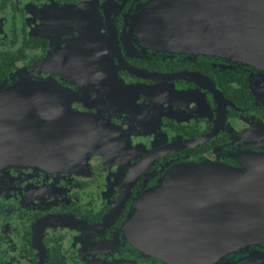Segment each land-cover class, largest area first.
I'll list each match as a JSON object with an SVG mask.
<instances>
[{
  "label": "flooded vegetation",
  "instance_id": "flooded-vegetation-1",
  "mask_svg": "<svg viewBox=\"0 0 264 264\" xmlns=\"http://www.w3.org/2000/svg\"><path fill=\"white\" fill-rule=\"evenodd\" d=\"M150 1L0 0V264H184L138 205L179 165L264 155V68L148 46Z\"/></svg>",
  "mask_w": 264,
  "mask_h": 264
},
{
  "label": "water",
  "instance_id": "water-1",
  "mask_svg": "<svg viewBox=\"0 0 264 264\" xmlns=\"http://www.w3.org/2000/svg\"><path fill=\"white\" fill-rule=\"evenodd\" d=\"M138 21L154 49L264 68V0H151ZM251 158L247 171L176 167L138 205L144 215L153 211L141 229L153 242L149 247L178 255L180 263L214 264L230 251L264 241V155ZM174 207L185 225L166 235L156 216Z\"/></svg>",
  "mask_w": 264,
  "mask_h": 264
}]
</instances>
